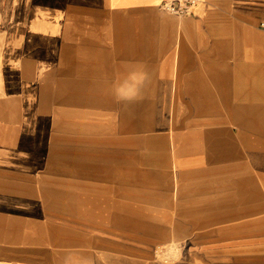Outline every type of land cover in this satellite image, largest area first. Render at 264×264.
<instances>
[{"label":"crops","instance_id":"crops-1","mask_svg":"<svg viewBox=\"0 0 264 264\" xmlns=\"http://www.w3.org/2000/svg\"><path fill=\"white\" fill-rule=\"evenodd\" d=\"M162 2L0 0V264H264V0Z\"/></svg>","mask_w":264,"mask_h":264},{"label":"rangeland","instance_id":"rangeland-1","mask_svg":"<svg viewBox=\"0 0 264 264\" xmlns=\"http://www.w3.org/2000/svg\"><path fill=\"white\" fill-rule=\"evenodd\" d=\"M153 246H154L153 248L147 251L149 252L148 256L156 260H159L161 262H164V260L169 261L172 259V256H173L172 253H174V251L171 249L172 244L170 242L169 243H157ZM176 249H178V251L177 250L175 251L176 258H181L184 252V249H180V248H176ZM131 252L132 254H135L134 251H131ZM137 253H139V251H137Z\"/></svg>","mask_w":264,"mask_h":264},{"label":"built area","instance_id":"built-area-1","mask_svg":"<svg viewBox=\"0 0 264 264\" xmlns=\"http://www.w3.org/2000/svg\"><path fill=\"white\" fill-rule=\"evenodd\" d=\"M200 0H163L161 8L177 15H189Z\"/></svg>","mask_w":264,"mask_h":264}]
</instances>
